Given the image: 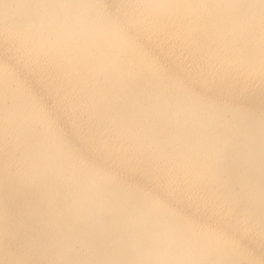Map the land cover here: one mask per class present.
Segmentation results:
<instances>
[{
	"label": "bare ground",
	"instance_id": "bare-ground-1",
	"mask_svg": "<svg viewBox=\"0 0 264 264\" xmlns=\"http://www.w3.org/2000/svg\"><path fill=\"white\" fill-rule=\"evenodd\" d=\"M0 264H264V0H0Z\"/></svg>",
	"mask_w": 264,
	"mask_h": 264
}]
</instances>
